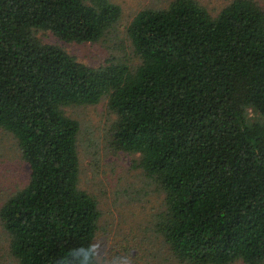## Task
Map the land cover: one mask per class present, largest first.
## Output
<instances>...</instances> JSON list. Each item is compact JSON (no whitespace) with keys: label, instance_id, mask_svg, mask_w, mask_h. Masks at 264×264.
I'll use <instances>...</instances> for the list:
<instances>
[{"label":"trees","instance_id":"trees-1","mask_svg":"<svg viewBox=\"0 0 264 264\" xmlns=\"http://www.w3.org/2000/svg\"><path fill=\"white\" fill-rule=\"evenodd\" d=\"M120 17L111 0H0V128L30 167L0 208L9 254L99 264L102 213L80 185V123L65 107L106 97L111 147L138 154L165 193L153 225L168 250L190 264H264V6L142 10L127 26L138 63L90 66L34 34L99 41Z\"/></svg>","mask_w":264,"mask_h":264},{"label":"rangeland","instance_id":"rangeland-1","mask_svg":"<svg viewBox=\"0 0 264 264\" xmlns=\"http://www.w3.org/2000/svg\"><path fill=\"white\" fill-rule=\"evenodd\" d=\"M121 8V17L99 41H69L51 30L35 29L44 44L57 45L78 60L100 66L114 57L138 63L127 26L145 9L166 8L173 0H111ZM213 14L231 0H199ZM264 6V0H258ZM80 123L78 151L81 187L91 193L102 213L96 241L99 264H190L176 258L155 232L153 221L163 208L165 193L139 166V155L116 151L110 145V129L116 114L104 97L96 104L65 107ZM30 167L18 141L0 128V208L29 181ZM9 238L0 222V264H17L8 250ZM232 264H247L238 260Z\"/></svg>","mask_w":264,"mask_h":264}]
</instances>
